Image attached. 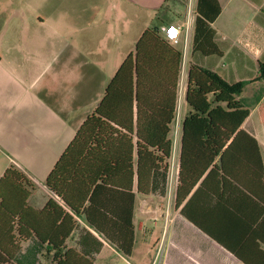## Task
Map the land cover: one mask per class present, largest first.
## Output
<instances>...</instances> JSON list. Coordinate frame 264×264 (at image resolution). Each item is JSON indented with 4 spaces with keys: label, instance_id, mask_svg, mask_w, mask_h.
Instances as JSON below:
<instances>
[{
    "label": "crops",
    "instance_id": "0c3cea01",
    "mask_svg": "<svg viewBox=\"0 0 264 264\" xmlns=\"http://www.w3.org/2000/svg\"><path fill=\"white\" fill-rule=\"evenodd\" d=\"M115 1L103 0L93 11H36L31 2L22 8L18 0H0V178L11 165L21 170L35 185L28 199L33 209H43L51 199L63 204L45 184L49 174L102 100L107 83L129 55L135 56L138 41L155 25L163 39V29L169 24L183 31L177 45L163 40L154 51L158 72L167 74L170 80L174 79L175 53L183 51L177 99L183 82L187 89L192 64L217 72L229 82H249L240 96L251 111L243 127L257 140L264 165V127L258 114V107L264 104V80H259L264 64V0H218L221 13L210 24L213 46L208 45L204 52L194 46L196 8L188 13L185 6L178 11L164 10L162 3L167 0H119L127 11H118ZM151 6L154 11H150ZM124 18L128 24L122 28ZM218 22L221 25L217 28ZM183 102L187 107L173 132L172 153L177 166L168 173L167 183L157 185L155 193L137 194L132 254L124 256L79 217L65 243L67 248L77 250L93 264L94 258L107 255L133 264L130 259L136 253L139 235L150 253V232L161 223L162 238L151 248L156 255L161 250L163 259L159 264H264V242L256 240L257 235L264 238L262 202L241 194L240 216L236 218L233 210L210 201L207 195L191 199L202 180L219 164L220 156L205 155L204 164L213 161L212 165L177 206L183 120L190 112L186 97ZM237 142L238 146L228 152L229 169L264 198L262 185L252 178L251 167L245 162V140ZM195 158L190 159L188 170L194 168L191 161ZM252 160L255 162V155ZM217 182L212 180L213 185ZM170 189L174 190V198L168 202L165 198ZM184 207L234 251L183 216ZM46 253L47 245L32 236L21 243L12 264H50ZM140 256L144 257L143 253ZM137 264L148 263L142 258ZM149 264H156V259Z\"/></svg>",
    "mask_w": 264,
    "mask_h": 264
},
{
    "label": "trees",
    "instance_id": "16d2710c",
    "mask_svg": "<svg viewBox=\"0 0 264 264\" xmlns=\"http://www.w3.org/2000/svg\"><path fill=\"white\" fill-rule=\"evenodd\" d=\"M220 13L218 0H197L195 50L204 52L205 47L213 46L210 24ZM163 40L166 41L156 28L144 32L135 56L129 55L107 83L102 100L55 164L45 184L62 205L51 199L43 209H33L28 205L35 189L33 182L15 165L6 169L0 178V263L12 264L21 243L35 236L47 245L45 257L50 264H93L65 245L76 228V217L113 243L124 256L132 254L137 194L149 196L156 192L158 184L167 183L173 151L179 67L184 54L175 53L174 79L170 80L167 74L158 72L159 61L154 55L157 44ZM259 80H264V64ZM248 83L229 82L208 68L190 65L186 91L190 112L183 120L177 206L187 199L212 165L213 161L204 164L206 154L212 158L220 156V161L191 199L207 195L210 201L216 200V204L233 210L236 218L240 216L241 194L264 204V198L229 169L228 152L238 146V139L245 140V162L251 167L252 178L264 190L259 146L243 127L251 114L240 98ZM258 114L264 127V104L258 107ZM192 157H196L191 161L194 168L188 170ZM199 167L201 170L197 171ZM214 179L218 181L215 185ZM181 214L234 251L194 219L186 207ZM256 240L264 242L258 235Z\"/></svg>",
    "mask_w": 264,
    "mask_h": 264
},
{
    "label": "rangeland",
    "instance_id": "374dc122",
    "mask_svg": "<svg viewBox=\"0 0 264 264\" xmlns=\"http://www.w3.org/2000/svg\"><path fill=\"white\" fill-rule=\"evenodd\" d=\"M19 4L22 8H25L27 6V3L31 2L32 8L34 7L36 11H93L92 8H94L95 5L101 4L103 0H18ZM119 0H116L118 5V11H127L125 8H122ZM158 6V5H157ZM155 6V7H157ZM182 6H185V9L188 13L192 11H195L196 8V0H168L166 2L162 3V8L164 10H171V11H178L181 9ZM150 11H154V7H150ZM160 9V8H158ZM156 21V20H155ZM127 22V23H126ZM120 24V23H119ZM128 24V21L126 18H124L121 21L120 27L125 28V26ZM221 25L220 22L216 24V27L218 28ZM157 25H155L152 28H157ZM185 62L183 65V73L185 71ZM184 98L182 99V101ZM186 103L183 102L182 108H181V119H183V115L185 113L186 109ZM180 119V120H181ZM257 121V117L254 118ZM174 198V190H169L166 193V201L171 202ZM158 227H151L153 228L150 232L149 238L151 241V245L153 246L154 243L157 242L158 239L162 238L161 235V226ZM164 242V239L162 240V243ZM151 246V248H152ZM149 248L151 251L148 253V248L146 247L144 241L142 240L141 234L139 235V240L137 244V250L132 260L133 264H137L138 261L142 260L144 258L145 263H152L153 259H156V264H159V261L163 259V255L161 254V250L156 255V251L152 252V249ZM144 255V257L140 256V254ZM95 264H129L127 260L123 258H118L115 255H107L105 257L101 258H94L93 259Z\"/></svg>",
    "mask_w": 264,
    "mask_h": 264
},
{
    "label": "built area",
    "instance_id": "2783aa9c",
    "mask_svg": "<svg viewBox=\"0 0 264 264\" xmlns=\"http://www.w3.org/2000/svg\"><path fill=\"white\" fill-rule=\"evenodd\" d=\"M182 32H183L182 28L176 24H169L167 27L163 29L164 38L174 45H177L180 42ZM186 91L187 89L183 82L180 87L179 98L177 99V107H176L177 108V119H176L175 126L178 125L181 119V108H182V102H183L182 99L186 97ZM170 161L171 162L169 164V172L173 173L174 168L177 166L175 155L173 153L170 158Z\"/></svg>",
    "mask_w": 264,
    "mask_h": 264
}]
</instances>
